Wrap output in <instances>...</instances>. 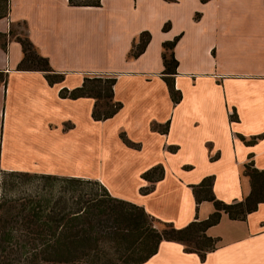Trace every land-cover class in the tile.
<instances>
[{"label":"crops","instance_id":"obj_1","mask_svg":"<svg viewBox=\"0 0 264 264\" xmlns=\"http://www.w3.org/2000/svg\"><path fill=\"white\" fill-rule=\"evenodd\" d=\"M165 23L167 30L162 28ZM19 25L22 30L16 33L27 36L51 67L64 73L61 82L50 85L41 71L15 69L22 51L9 30ZM142 31L150 33V40L142 53L131 56ZM0 34L6 38L5 49L0 47V70L8 74L6 85L0 84L1 170L63 174L59 167L67 170L74 163L77 172L90 175H69L96 178L113 195L129 198L99 170L84 168L93 163L82 157L83 152L78 158L79 147L82 151L85 144L94 157L98 143L96 147L93 139L84 138L73 111L59 112L62 102L83 108L86 134L88 124L114 121L128 131L144 132L154 147H160L146 159H150L147 167L161 162L162 178L151 192H137L130 200L175 227H183L196 213L204 219L214 210L207 200L196 205L189 184L213 174L214 195L229 203L251 189L249 177L241 175L244 163L251 161L264 170V0H100L99 6L9 0L8 14L0 18ZM176 35L180 37L173 49L178 62L174 83L181 99L174 104L160 75L162 42ZM86 74H115L114 96L124 102L123 110L95 121L90 114L92 98L59 97L60 87L79 86ZM167 120L166 133L150 128L151 122ZM239 136L259 137L246 144ZM57 138L66 144L64 148L58 141L53 144ZM139 142L141 149L134 151L144 158L150 145ZM168 146L177 148L171 152ZM67 147L71 151L64 156ZM199 151L208 163L205 171L198 173L190 159L170 163ZM216 153L217 158L210 160ZM206 232L218 241L202 260L177 241L161 240L156 253L141 264H264V201L243 220L221 212L218 223Z\"/></svg>","mask_w":264,"mask_h":264},{"label":"trees","instance_id":"obj_2","mask_svg":"<svg viewBox=\"0 0 264 264\" xmlns=\"http://www.w3.org/2000/svg\"><path fill=\"white\" fill-rule=\"evenodd\" d=\"M68 3L71 6H99L100 0H68ZM8 11L9 0H0V18L6 17ZM168 27L169 23H165L162 28L167 30ZM9 33L20 44L23 53L16 70L41 71L50 85L64 79V73L54 70L48 58L36 51L27 36L13 32L12 28ZM179 37L176 35L172 40L162 42L161 53V78L174 104L181 99V92L174 83L178 62L173 49ZM149 40L150 33L142 31L130 55L142 53ZM5 45V34H0V47L5 49ZM7 75L0 70V84L6 85ZM115 81L116 76L107 74L84 76L79 86L60 87L58 95L71 99L93 98L91 118L102 121L122 107L121 102L114 100ZM168 126L169 120L153 125L151 129L166 133ZM239 137L250 144L259 136ZM119 138L128 147L140 148V144L128 139L124 132L119 133ZM176 148L168 146L171 151ZM244 168V174L251 181V190L239 201L227 203L215 197L212 175L192 185L196 205L207 200L213 204L214 210L204 219H198L196 213L194 219L183 227H175L172 222L147 213L142 206L112 195L97 179L8 171L9 175L17 172L26 177L30 189L8 195L3 187L0 193V264H141L156 253L161 240L177 241L185 252H195L202 260L216 247L218 238L208 235L206 230L218 223L221 212L231 219L243 220L264 201V170L255 168L251 161L245 163ZM155 170L158 172L156 176L153 175ZM162 176L160 164L141 174L151 182ZM32 178L36 184L29 182ZM5 184L3 180L0 188ZM151 190L145 187L142 194Z\"/></svg>","mask_w":264,"mask_h":264},{"label":"rangeland","instance_id":"obj_3","mask_svg":"<svg viewBox=\"0 0 264 264\" xmlns=\"http://www.w3.org/2000/svg\"><path fill=\"white\" fill-rule=\"evenodd\" d=\"M19 30L20 31L22 30V25H19L17 27L13 26V32H18ZM10 35H11V33H10ZM11 36H13V35H11ZM33 46L35 47L34 44H33ZM35 49H36V47H35ZM36 51H37V49H36ZM22 56H23V53H22ZM94 75H97V74H86L85 76H94ZM111 76H116V75L112 74ZM101 100L105 101L106 99H101ZM114 100L119 101V102H121L124 105V102L115 99V96H114ZM93 102H94V100H93ZM58 104H59L58 105V110H59V112L62 115L66 114V113H71V111H73L74 116L78 115V122L82 126V127L81 126L80 127L84 129V138L85 139L86 138L89 139L90 142H92V139H93V143L96 144V147H97V143H98V150L99 151H97V150L95 151L94 150L95 151L94 152V157H93V152L92 151L88 152V147L85 144H84V147H83L82 151H80V147H79V149L77 151L78 158L81 157L82 152H83L82 157L84 158L85 156H87L85 159H88V160H90L93 163V165H90V167H84V168H88V169L92 168L95 171L99 170V173L103 174L107 178V180L110 181V183L118 190V192L120 194H123V195L129 197L127 199L126 198H122L124 200L131 201L130 200V196H133V194H135L137 192L139 194H142L143 189H145V187L149 188V189L152 188V190L154 189V182H151V181H149L147 179L142 178L141 174L143 172L147 171V170L152 169L155 165H158V164H160L162 166V168H163V165L158 160H155L156 164H153V165L151 164V166L147 167L148 165H150L148 163V161L150 162V159L149 160L146 159L147 158L146 154H151V153H154L156 151L159 152L160 151V147L157 146V145H156L157 147H154V142L152 140H150V139H147V137L145 136L144 132L139 131L138 129H132V130L130 129L128 131L126 128L121 127L118 124V122L112 121V122L88 124L87 126H89L90 128L88 130V134H86L87 133V129L84 128V122H85V118H84V115H83L84 110L83 111L81 110L83 108H81L80 106L76 108V106L74 104L71 105L70 103H67V102H62V103H58ZM121 110H123V107L121 108ZM124 113L125 112H123V114H120V116L124 115ZM127 113L128 112H126V114ZM64 125L66 127H68V126H70V123H64ZM153 125L155 126V125H157V123L155 121L151 122L150 128ZM121 132H124L126 134V137H128V139H130V140H132V141H134L136 143H139L140 144V148L139 149H141V143H142V142L140 143L139 141H144V142H146L147 144L150 145V146H148V149H147V146H145V148L147 150H145V152H144V158L138 157V155L136 154L137 152L134 151V150H139V149L128 147L122 141H120L121 139L119 138V133H121ZM73 136L76 137V139L74 140V143H75L79 139L78 138L79 137V133L77 135H73ZM97 137H98V141H97ZM62 139H64V137H62ZM68 139H69V137H68ZM58 140H59L58 138H57L56 141L53 140V144H56V142ZM135 140H137V141H135ZM68 141H70V139ZM57 144L59 146L61 144V141H58ZM69 144H70V142H69ZM65 145L66 144L62 143L60 146H63V148H64ZM58 146L56 147L57 150H58ZM56 148L54 147V149H56ZM63 148H62V152L65 153V150ZM167 150L171 151L168 148H167ZM70 151L71 150L67 147V151H66L64 156H66V155L68 156V153H70ZM73 152H76V151H73ZM193 154L194 155L191 158L189 155H187L185 153V154H183L180 157V160H179V158L172 159L170 161V163L173 165V164H176L177 162H182V161L190 159L191 161H189V162H193L195 164V169H196V171L198 173L201 172V171L207 170L208 169V163L206 162L203 154L200 151L196 152V153L194 152ZM54 155H56V154H54ZM54 155H53V158H52V162H53V160H56V157ZM217 156H218V153L214 154L213 156L210 157V160H213V159L217 158ZM157 158H160V156H158ZM189 162L185 161V163H189ZM244 165H245V163H244ZM244 165H243L242 170H241V175H243V176H245V174H244V171H245ZM66 168H68V169L67 170H63L64 167H63V169H62V167H59V169H60L59 171L64 172V173L63 174H58V175H69V174H72V173L73 174H80V175L84 174L86 176L90 175V174H87L86 172H81V171L77 172L76 171L77 169L75 168L74 163L71 164L70 166L66 167ZM183 168L186 169L187 168L186 165H184ZM141 169H144V170L139 174V171ZM85 170H87V169H85ZM8 171H18V170H1L0 169V185L2 184L3 180H5V182H6L5 186H3V185L1 186L0 193L3 191L4 188L7 190V194L8 195L18 194L19 192L21 193L23 190L30 189L28 187L29 183L27 182L28 179L26 177L18 175L17 172L14 173L13 175H9ZM30 173H38V172H30ZM39 173H41V172H39ZM157 173H158L157 170H155L153 175L156 176ZM52 174H55V173H52ZM209 175H212V177H213V180H212V185H213L214 180H215V176L213 174H209ZM209 175H206V176H209ZM86 176H84V178L96 179V178H91V177H86ZM246 176H248V175H246ZM201 179H200V181H201ZM139 180H141V182ZM249 181H250V178H249ZM24 182H26V183H24ZM29 182L32 183V184H36L33 178L30 179ZM138 183H143L144 185L136 187ZM249 183H250V186H251V181ZM192 185H195V183L194 184H189V186H192ZM27 192H25V193H27ZM192 193H193V191H192ZM116 197H118V196H116ZM245 197H243L242 199H244ZM118 198H121V197H118ZM133 203H135V202H133ZM161 206H162V204L158 205V207H161ZM163 210L165 212H168L167 209H163ZM153 216H155V215H153ZM155 217H157V216H155ZM157 218L161 219L163 221H166V220H164V219H162L160 217H157Z\"/></svg>","mask_w":264,"mask_h":264}]
</instances>
